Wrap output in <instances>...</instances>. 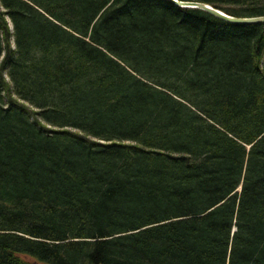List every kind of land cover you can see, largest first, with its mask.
Masks as SVG:
<instances>
[{"label": "trees", "instance_id": "trees-1", "mask_svg": "<svg viewBox=\"0 0 264 264\" xmlns=\"http://www.w3.org/2000/svg\"><path fill=\"white\" fill-rule=\"evenodd\" d=\"M0 264H264V24L0 0Z\"/></svg>", "mask_w": 264, "mask_h": 264}, {"label": "water", "instance_id": "water-1", "mask_svg": "<svg viewBox=\"0 0 264 264\" xmlns=\"http://www.w3.org/2000/svg\"><path fill=\"white\" fill-rule=\"evenodd\" d=\"M174 2V0H169ZM176 5L182 8H189V9H199L204 12H207L221 20L238 24V25H254V24H264V16L263 17H235L231 16L228 13L224 12L223 10L217 9L210 4L199 3V2H183L179 0H175L174 2Z\"/></svg>", "mask_w": 264, "mask_h": 264}, {"label": "snow or ice", "instance_id": "snow-or-ice-1", "mask_svg": "<svg viewBox=\"0 0 264 264\" xmlns=\"http://www.w3.org/2000/svg\"><path fill=\"white\" fill-rule=\"evenodd\" d=\"M174 2H175V0H174Z\"/></svg>", "mask_w": 264, "mask_h": 264}]
</instances>
